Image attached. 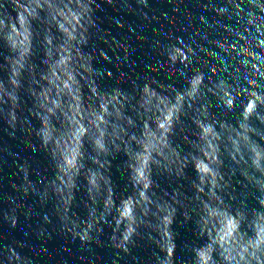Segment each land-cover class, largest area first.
<instances>
[{"label":"water","instance_id":"obj_1","mask_svg":"<svg viewBox=\"0 0 264 264\" xmlns=\"http://www.w3.org/2000/svg\"><path fill=\"white\" fill-rule=\"evenodd\" d=\"M209 253L264 264V0H0V264Z\"/></svg>","mask_w":264,"mask_h":264},{"label":"clouds","instance_id":"obj_2","mask_svg":"<svg viewBox=\"0 0 264 264\" xmlns=\"http://www.w3.org/2000/svg\"><path fill=\"white\" fill-rule=\"evenodd\" d=\"M254 104H255V101H251V102H250V106H254ZM58 215H59V214H58ZM125 215L127 216V213H125ZM59 216H60V215H59ZM60 217H61V216H60ZM62 219H63V218H62ZM63 220L65 221V223H68L69 221H71V220H65V219H63ZM71 223H72V222H71ZM72 224H73V223H72ZM75 229H76V226L73 225V229H72V230L75 231ZM75 234H76L77 236H80V233H79V232H76ZM80 238H81L82 241H91V240L93 239V236H84V235H82V236H80ZM123 241H124V244H122L121 241H120L119 243H116V240H112L113 245H114L115 247H117V248H119V249H122V250H125V251L128 250V249L125 247V245L130 246V245H132L133 242H134V241H132V240L130 239V237H128V236H125V237L123 238ZM256 250L259 251V248H257ZM154 264H157V260L154 261ZM204 264H211V253H209L208 258H207V260H205Z\"/></svg>","mask_w":264,"mask_h":264}]
</instances>
